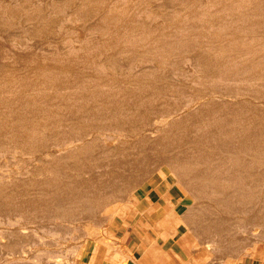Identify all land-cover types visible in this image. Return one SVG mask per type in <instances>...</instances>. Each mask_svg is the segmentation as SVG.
Segmentation results:
<instances>
[{
    "label": "bare ground",
    "instance_id": "6f19581e",
    "mask_svg": "<svg viewBox=\"0 0 264 264\" xmlns=\"http://www.w3.org/2000/svg\"><path fill=\"white\" fill-rule=\"evenodd\" d=\"M0 66V164L25 170L0 174V264H69L71 234L158 164L229 258L264 239V0H0Z\"/></svg>",
    "mask_w": 264,
    "mask_h": 264
},
{
    "label": "rangeland",
    "instance_id": "374dc122",
    "mask_svg": "<svg viewBox=\"0 0 264 264\" xmlns=\"http://www.w3.org/2000/svg\"><path fill=\"white\" fill-rule=\"evenodd\" d=\"M4 39V46L6 50L9 52L15 51L14 47L11 45V41L13 44L14 38L7 36L4 37ZM165 100L168 101L167 98H165ZM161 101L156 104L157 107L160 106ZM137 125V122H133V124L128 125V128ZM9 156L12 157V155L9 154L8 157L3 158L2 163L0 164V174L2 170H4L3 174L1 175H5L4 173H6L5 171H7L6 174L8 176V174L10 173L9 171L12 170L18 172L19 176L21 172V176H25V170L21 168L22 164L20 163L22 162L20 161L18 155H13V158L15 160L13 158L9 160ZM104 156L105 155L101 154L98 151H93V153L88 157L87 161L83 163H86L88 165H96L103 162H116L119 165H123V158L120 157L123 156L122 153L110 155V159L107 161L103 160ZM157 166L160 165L158 164ZM157 166L154 167L156 168L155 170L154 168L141 170L139 166L134 173L137 176L136 182L133 183L131 187L127 188V191L125 190L124 193L127 194H123V198L119 201L115 202V199H112L102 211L96 212L93 216V221H90L91 223L86 226V230L79 229L71 234L73 239H71L70 243H67V248H63L61 250V254L63 255L64 253L66 254V251H68L69 249H73H71L72 254L71 252H69L70 250L68 251L69 253L66 254L69 264H79V259L82 253L84 251H87L88 249L91 250L92 248H94V252L96 251V253H98L99 251H105V253L108 254L114 251V253L111 254V259H115L117 257L119 258L118 252L121 253L120 243L123 242L125 244V235H127V233H130L132 229L137 228L138 224L140 223V219L144 218V216L141 217L142 212H146L151 217L157 219L156 222L159 225H162V228H168V232L171 230L173 234H177L178 236L174 238L175 241H179L182 237L191 238L193 247L191 249H188L191 254L188 258L193 259L195 263L196 255H198V264H261L262 262H264V239H252L250 241L248 240L247 242H245L248 243V245H246L245 248L240 249L234 259L229 258L228 255L229 250L231 249V245L224 244L225 246L223 250V247H221L217 242L219 240V237L217 233H215V230H213V224L211 225V228L209 230L203 229L193 224V221L196 217L191 220V215L188 216L189 219L187 217V213L185 216L184 211L187 209V206L189 204L195 205L196 201L189 195L187 187H185L181 180L175 176L177 172L171 166L164 165L160 168L158 167L159 169L157 168ZM3 168H5L6 170ZM157 169L165 172V177L154 183V178L156 177L158 171ZM7 176H4L5 180L8 179ZM3 178H0V181L4 180ZM140 191H143V193H140ZM135 192H138L139 194H141V196L134 197L130 204L128 201V197H130V195ZM174 203H176V205L173 206ZM137 207H141L139 208L140 211H136ZM213 211H216L214 205ZM165 213H167V217H165ZM181 220L182 223L180 222ZM144 224L147 229H152L153 227L147 221H144ZM93 228L94 230L98 231H95V233H98L97 237H90V233L94 232H91ZM96 228H98V230ZM89 230L90 233L88 234ZM88 236L92 239H90ZM95 241L101 242H99V244ZM209 241H211L210 244H212V246L207 248V245L204 244ZM185 242L186 241L182 242V244L184 245ZM175 250L177 252H180L182 248L180 249L179 247H175Z\"/></svg>",
    "mask_w": 264,
    "mask_h": 264
},
{
    "label": "crops",
    "instance_id": "0c3cea01",
    "mask_svg": "<svg viewBox=\"0 0 264 264\" xmlns=\"http://www.w3.org/2000/svg\"><path fill=\"white\" fill-rule=\"evenodd\" d=\"M164 215L167 217V213ZM143 216L137 228L125 235V244L120 241L119 258L111 259L114 251L108 254L105 251L96 253L92 248L82 253L79 264H197L193 259L188 258L191 255L188 249L193 247L191 238L182 237L179 241H175L177 234H170L168 228H162L163 226L156 222L157 219L146 212H142L141 217ZM144 221L149 222L153 226L152 229L150 227L147 229ZM184 241H186L185 246L182 244ZM175 247L182 250L177 252ZM177 257L180 260H176Z\"/></svg>",
    "mask_w": 264,
    "mask_h": 264
}]
</instances>
